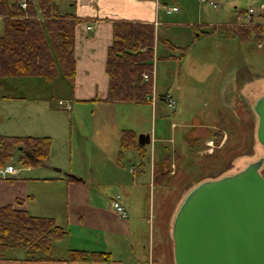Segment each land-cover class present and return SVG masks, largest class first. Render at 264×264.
Masks as SVG:
<instances>
[{
    "label": "rangeland",
    "instance_id": "obj_1",
    "mask_svg": "<svg viewBox=\"0 0 264 264\" xmlns=\"http://www.w3.org/2000/svg\"><path fill=\"white\" fill-rule=\"evenodd\" d=\"M56 1L62 14L76 13L75 5L79 0ZM210 1L215 4L209 1L201 3L200 0H165L168 6L176 5L180 11L168 15L162 13L161 19L166 16L168 21L176 18L184 23L160 28V37L163 39L168 35L171 40L183 38L184 41L188 40L185 46H192L187 50V53L190 50L191 53L179 58V49L175 50L161 41L154 60L156 71L149 76L154 83L153 98L157 101V112L153 110V105L147 107L120 102L102 104L101 101L79 103L71 100L64 87L48 88L47 83L44 84L43 79L39 78H35L30 85H17L8 89L10 96L0 95V136L53 133L51 152H56L55 160L51 153L52 159L47 165L29 167L19 163L20 152L17 150L10 162L18 169L17 174L12 176L14 181L0 177V204L8 203L13 193L20 192L22 196L33 198L32 205L38 206V211L56 212L64 219L62 213L66 211V187L61 180L53 179L52 176L59 175L57 169L66 172L74 166V163L70 164L73 151V161L76 165L80 163L75 166L77 170L101 173L104 180L101 201H106L108 205L110 194H122L117 190L110 192L112 182L109 180L118 176L117 164H88L84 160L85 156L89 151L90 156L101 153L100 144L103 142L110 149L115 139L114 128L156 129L163 140L147 146L148 158L143 162L147 163L148 173L152 163L154 171L162 169L168 172L165 178L169 180L157 185L153 178L151 186L143 183L138 185L140 190L136 196L142 194L140 203L145 204L147 201L152 205L153 218L152 226L147 222L139 235L146 239L147 245L151 242V252L156 262L176 264L173 222L186 195L204 180L236 173L264 157V146L257 138L259 117L254 110L256 100L264 95V27L258 26L262 29L260 41L253 38L242 41L232 37L229 31H223L228 24L230 26L227 28L236 24L250 26L245 24L250 21L245 16L251 6L255 10L253 22L263 24L260 14L264 0ZM214 26L217 27L216 33L199 38L198 42L192 44V35L202 29L212 30ZM250 27H256V24ZM171 54L175 57L164 58ZM169 91L177 101L175 109H170L162 98ZM153 98L151 101H154ZM60 101L64 103L61 105ZM88 128H95L93 142L86 139ZM101 128H109L110 134L106 133L101 138ZM195 128L200 129L194 131ZM62 136L66 138L62 140ZM140 162L133 159L127 163L122 176L130 178L128 181L131 186L128 187H132L133 178L139 180L138 171L133 172V169L138 168ZM261 172L264 175V163ZM60 175L65 178L63 174ZM79 186V189H71L75 198L90 188L83 183ZM115 187L122 189L121 186ZM60 194H63V201L55 209L51 203ZM89 199L93 200L92 197ZM129 200L132 203L134 201L130 194ZM73 205L75 209L77 205ZM63 239L70 241L69 236L65 235L58 240V246ZM57 252L60 251H54V254Z\"/></svg>",
    "mask_w": 264,
    "mask_h": 264
},
{
    "label": "trees",
    "instance_id": "obj_2",
    "mask_svg": "<svg viewBox=\"0 0 264 264\" xmlns=\"http://www.w3.org/2000/svg\"><path fill=\"white\" fill-rule=\"evenodd\" d=\"M23 1L27 2L26 8L21 5ZM260 17L264 21V10ZM80 21L75 14H62L56 0H0V90H5L6 95L10 96L8 89L20 85V80L30 78L52 82L63 77L73 83L76 76V27ZM253 21L250 19L248 25L256 24V27L236 24L230 28L225 26L223 31H229L232 37L242 41H250V38L260 41L264 22ZM216 28L202 29L200 34L216 33ZM156 39V26L153 23L131 20L114 22L113 42L108 48L106 63L109 88L105 101L144 103L152 100L154 83L152 79L146 80L144 75L152 76L156 71ZM169 45L181 51L179 58L189 48L171 42ZM173 57L174 54L164 56L166 59ZM15 80H18L17 84L8 86V82ZM51 147L52 138L49 136H0V166L10 163L17 150L22 165H47L51 158ZM130 149L141 158H148L146 146L138 142L136 133L123 130L121 151ZM154 174L157 185L169 180L165 178L168 172L162 169L155 170ZM21 204L19 200L0 206V258H5L8 250L21 249L28 260L53 259L54 247L66 235V230L54 217L33 215ZM66 259L110 261L112 254L70 249Z\"/></svg>",
    "mask_w": 264,
    "mask_h": 264
},
{
    "label": "crops",
    "instance_id": "obj_3",
    "mask_svg": "<svg viewBox=\"0 0 264 264\" xmlns=\"http://www.w3.org/2000/svg\"><path fill=\"white\" fill-rule=\"evenodd\" d=\"M163 5H162V4ZM168 3L162 2V0H79L77 1L75 8V15L81 19L76 27V44H75V56H76V76L74 82H70L63 77H58L52 82H46L48 88L55 89L56 87H64V91L70 95L71 100L79 103L101 101L102 104L108 103L105 101L109 88V75L106 70L108 48L113 42V24L118 20H131V21H144L153 23L156 26V52L160 46L161 41L168 43L171 42L173 45L185 47L188 44V40H182L183 38H171L166 35L163 39L160 37L159 29L167 28L172 25H180L184 22L178 21L176 18L173 21H168L166 16L161 19V15H168L165 6ZM176 6V5H173ZM166 11V12H165ZM180 9L176 12H179ZM167 13V14H165ZM174 13V12H173ZM164 19V21H162ZM202 25V24H201ZM206 25V24H205ZM209 25V24H208ZM225 25V24H223ZM229 27L230 25H225ZM88 27H91L88 29ZM181 36H184L181 34ZM212 35H201L200 32L192 35L191 42L195 44L199 38L208 37ZM190 40V39H189ZM163 44V43H162ZM192 46V45H191ZM191 46H189L191 48ZM168 47V46H167ZM191 53V50L190 52ZM185 51L184 54H189ZM184 56V55H183ZM183 56L181 58H183ZM175 57V56H174ZM157 74V73H156ZM35 78L20 80L18 83L22 86L30 85L34 83ZM8 80H6L7 82ZM18 80L8 82V86H14ZM5 82V84H6ZM58 89V88H57ZM233 91V90H232ZM170 92V91H169ZM238 94V93H237ZM244 95L243 93H241ZM0 95L8 96L5 90H0ZM240 95V94H238ZM131 103L133 105H153V110L157 112V101H146L144 103L134 102H122L117 101L115 103ZM221 116V114H220ZM203 124V123H202ZM200 125H197L199 127ZM87 129V128H86ZM115 139L112 147L107 149L105 142L100 144L101 153H93L90 156V151L84 160H87L88 164H117L116 168L118 176H113L114 179L109 180L112 191H119L123 194V202L126 205L129 218H120L115 211L112 209L111 196H109L108 205L106 201H101V186H103V178L101 173H84L83 170H77V165L73 161V151L71 155V163L74 166L70 167L66 172L63 169H57L59 175L52 176L53 179L61 180L66 187L65 198V214L64 219L60 218L59 215L53 213H43L38 206L32 205L33 198H29L28 195L22 196V193L15 192L9 197L8 203H16L21 201V207L28 209L33 215L38 216H51L54 217L57 223L62 226L69 236L70 241L67 239L59 245L56 243L54 251L57 250V254H53L51 260H28L24 250H8L5 258H0V264H159L156 262L152 255V244L146 243V239H142L139 235L142 228H145L147 222L152 226V205L146 201L145 204L140 203V196H136V193L140 190L138 185L140 183L147 184L150 186L153 183L154 169L151 164V170L147 172V163L143 161L146 159L141 158L138 153L132 149L127 151H121V137L123 130H133L137 135L139 142V135L142 133L150 134L152 137L151 143L146 144V150L148 145L153 143H159L163 140L157 133V130H151L148 128H114ZM195 128L194 131H197ZM87 138L90 142H93L95 136V128H88L86 130ZM110 134L109 128H101V138L105 137V134ZM38 136H49L54 140L53 133H37ZM46 134V135H45ZM112 134V133H111ZM27 135V134H25ZM31 136V135H27ZM53 136V137H52ZM66 137H61L65 139ZM189 138V137H188ZM98 142V141H97ZM102 142V141H101ZM93 145V144H92ZM98 146V144H97ZM52 153V152H51ZM122 153V154H121ZM177 153V152H176ZM53 154V153H52ZM55 154H53V160H55ZM162 156V155H161ZM93 157V160H91ZM52 159V158H51ZM133 159L140 160L138 168H132L133 172L138 171L139 180L133 178V185L131 186L130 178L123 177L122 174L126 172V166L128 162ZM164 161H162L163 163ZM161 163V164H162ZM76 166V167H75ZM60 173L65 176L61 178ZM12 179H4L8 181H14ZM76 182L83 183V185L89 186L90 188L85 192L81 193L78 197L72 196L71 189H79V185ZM2 183V182H1ZM6 184V182H3ZM12 183V182H11ZM78 185V186H77ZM115 186H121L122 189ZM142 191V190H141ZM25 194V193H24ZM130 198L133 201L130 202ZM60 195H56V200H53L52 207L57 209L62 203ZM88 196V198L84 197ZM126 196V197H125ZM92 197L93 200L89 199ZM147 197V196H145ZM144 197H142L143 200ZM149 198V196H148ZM77 207L74 209V205ZM129 203L131 206H129ZM4 205V204H0ZM51 214V215H49ZM132 215V216H131ZM71 220V221H70ZM144 231V230H143ZM74 241V242H73ZM58 246V247H57ZM70 249H83L88 251H106L112 254V260L110 261H68L66 259Z\"/></svg>",
    "mask_w": 264,
    "mask_h": 264
},
{
    "label": "water",
    "instance_id": "obj_4",
    "mask_svg": "<svg viewBox=\"0 0 264 264\" xmlns=\"http://www.w3.org/2000/svg\"><path fill=\"white\" fill-rule=\"evenodd\" d=\"M264 146V95L254 105ZM150 134L139 135L141 145ZM264 157L195 186L173 222L176 264H264Z\"/></svg>",
    "mask_w": 264,
    "mask_h": 264
},
{
    "label": "built area",
    "instance_id": "obj_5",
    "mask_svg": "<svg viewBox=\"0 0 264 264\" xmlns=\"http://www.w3.org/2000/svg\"><path fill=\"white\" fill-rule=\"evenodd\" d=\"M200 1H201V3L209 1L211 4H215V2L210 1V0H200ZM21 5H22L23 8H26L27 7V2L23 1L21 3ZM252 7L253 6H251L248 9V12H247V14L245 16L248 20L252 19L253 18V14H255V10ZM165 8H166V11L168 13H173V12H176V11L179 10L178 6H171V7L170 6H165ZM263 10H264V7H262V12H263ZM245 24H248V21ZM263 26H264V24H263ZM90 28L91 27H88V29H90ZM149 76H150L149 74H145L144 75L146 80L150 79ZM153 99H156V98L154 97ZM164 99H165V101L167 103V106L170 109H175L177 107V101L174 98V96L171 94V92H166L165 95H164ZM63 103H64L63 101H60L61 105ZM17 171H18V169L16 168V166L14 164L7 163L4 166H0V177L1 178H7V179H8V177L9 178H13L15 176V174H17ZM111 202H112V209L115 211V213L120 218H122V219H128L129 218V212H128V209H127L126 205L123 202L122 194H116V195L112 196Z\"/></svg>",
    "mask_w": 264,
    "mask_h": 264
},
{
    "label": "flooded vegetation",
    "instance_id": "obj_6",
    "mask_svg": "<svg viewBox=\"0 0 264 264\" xmlns=\"http://www.w3.org/2000/svg\"><path fill=\"white\" fill-rule=\"evenodd\" d=\"M257 138H258V137H257ZM261 168H262V167H261ZM169 172H171V169H169ZM260 172H261V169H260ZM261 174H262V172H261ZM227 175H229V174H227ZM262 175H263V174H262ZM263 176H264V175H263ZM222 177H223V176H222ZM216 179H217V178H216ZM209 180H211V179H209ZM204 181H206V180H204ZM204 181H202V182H204ZM202 182H200V183H202ZM200 183H198V184H200ZM198 184H197V185H198ZM197 185H196V186H197Z\"/></svg>",
    "mask_w": 264,
    "mask_h": 264
}]
</instances>
